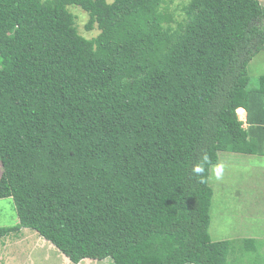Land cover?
I'll list each match as a JSON object with an SVG mask.
<instances>
[{"label":"trees","instance_id":"16d2710c","mask_svg":"<svg viewBox=\"0 0 264 264\" xmlns=\"http://www.w3.org/2000/svg\"><path fill=\"white\" fill-rule=\"evenodd\" d=\"M263 19L260 0H0V199L20 220L0 235L76 264H229L211 167L264 156Z\"/></svg>","mask_w":264,"mask_h":264},{"label":"rangeland","instance_id":"374dc122","mask_svg":"<svg viewBox=\"0 0 264 264\" xmlns=\"http://www.w3.org/2000/svg\"><path fill=\"white\" fill-rule=\"evenodd\" d=\"M187 0H177L181 3ZM264 6V0H260ZM77 16L80 33L91 38L99 28L87 30L89 15L80 7L72 6ZM264 24V19L262 20ZM250 87L264 74V48L248 63ZM241 120H244V113ZM220 160L211 167L210 184L214 200L210 214V233L214 241L231 242L229 264H264V156L222 151ZM223 165L220 179L214 168ZM19 216L12 197L0 199V228L19 224ZM27 228H25L26 230ZM31 230V229H29ZM0 235V264H76L52 243L35 235L34 241L22 233ZM32 232V230H31ZM34 232V231H33ZM40 236V242L36 241ZM254 239L249 250L247 239ZM78 264H114L111 258L84 259Z\"/></svg>","mask_w":264,"mask_h":264},{"label":"clouds","instance_id":"9594fccd","mask_svg":"<svg viewBox=\"0 0 264 264\" xmlns=\"http://www.w3.org/2000/svg\"><path fill=\"white\" fill-rule=\"evenodd\" d=\"M241 108H243V107H241ZM239 109V108H238ZM245 109V108H244ZM246 110V109H245ZM237 112H238V110H237ZM247 112V111H246ZM238 115H239V113H238ZM239 118H240V115H239ZM241 119V118H240ZM246 120H247V118L245 119V121L244 120H242V121H244V123L247 125L248 123L246 122ZM205 159H207V157H205ZM204 171V168H203V166L201 165V166H198V167H196V168H194V172H196V173H201V172H203ZM222 173H223V165H217L215 168H214V174H215V177H216V179H220L221 178V176H222Z\"/></svg>","mask_w":264,"mask_h":264},{"label":"crops","instance_id":"0c3cea01","mask_svg":"<svg viewBox=\"0 0 264 264\" xmlns=\"http://www.w3.org/2000/svg\"><path fill=\"white\" fill-rule=\"evenodd\" d=\"M245 110V109H244ZM241 118V117H240ZM247 118V112H246V110H245V112H244V119H246ZM246 125V124H245ZM22 233H23V235L25 236V238H27V241H29L31 238L33 239V241H34V238H35V235H38L37 233H35V232H31V230H29V228H27L26 230H25V228H23V231H22ZM41 238H40V236L38 237L37 236V238H36V241L37 242H40V241H42V240H40ZM45 239V238H44ZM48 241V240H47ZM50 242V241H49Z\"/></svg>","mask_w":264,"mask_h":264}]
</instances>
